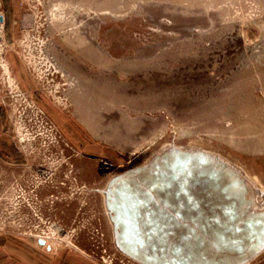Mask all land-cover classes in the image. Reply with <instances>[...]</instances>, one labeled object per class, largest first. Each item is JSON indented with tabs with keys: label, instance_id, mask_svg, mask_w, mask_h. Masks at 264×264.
<instances>
[{
	"label": "rangeland",
	"instance_id": "obj_1",
	"mask_svg": "<svg viewBox=\"0 0 264 264\" xmlns=\"http://www.w3.org/2000/svg\"><path fill=\"white\" fill-rule=\"evenodd\" d=\"M0 16L3 262L143 264L116 243L109 182L172 147L243 169L264 207V0H2Z\"/></svg>",
	"mask_w": 264,
	"mask_h": 264
},
{
	"label": "water",
	"instance_id": "obj_2",
	"mask_svg": "<svg viewBox=\"0 0 264 264\" xmlns=\"http://www.w3.org/2000/svg\"><path fill=\"white\" fill-rule=\"evenodd\" d=\"M106 202L117 245L143 264H245L264 248L253 187L206 150L172 147L125 170Z\"/></svg>",
	"mask_w": 264,
	"mask_h": 264
},
{
	"label": "bare ground",
	"instance_id": "obj_3",
	"mask_svg": "<svg viewBox=\"0 0 264 264\" xmlns=\"http://www.w3.org/2000/svg\"><path fill=\"white\" fill-rule=\"evenodd\" d=\"M162 151V150H161ZM212 153V152H211ZM214 154V153H213ZM219 156V154H218ZM222 158V157H221ZM224 160H226L227 162H229L230 164H232L233 166H235L233 163H231L230 161H228L227 159H225L223 157ZM233 161V160H232ZM236 167V166H235ZM240 173L246 178V180L251 184V186L253 187L254 191H255V198H256V202L258 204V207L254 210H264V207H260V204H259V201L257 200L258 198V193H259V188L258 186L256 185L254 179L248 174L246 173L243 169H239L238 167H236ZM263 197V196H262ZM260 198V197H259ZM261 199V198H260Z\"/></svg>",
	"mask_w": 264,
	"mask_h": 264
},
{
	"label": "crops",
	"instance_id": "obj_4",
	"mask_svg": "<svg viewBox=\"0 0 264 264\" xmlns=\"http://www.w3.org/2000/svg\"><path fill=\"white\" fill-rule=\"evenodd\" d=\"M5 18H7L6 17V15H5V17H3V20L5 19ZM12 249V248H11ZM2 252H3V250H2V247H1V244H0V264H12V261H10V262H8V261H6V262H3V256H2Z\"/></svg>",
	"mask_w": 264,
	"mask_h": 264
},
{
	"label": "built area",
	"instance_id": "obj_5",
	"mask_svg": "<svg viewBox=\"0 0 264 264\" xmlns=\"http://www.w3.org/2000/svg\"><path fill=\"white\" fill-rule=\"evenodd\" d=\"M1 1H2V0H0V5H1Z\"/></svg>",
	"mask_w": 264,
	"mask_h": 264
}]
</instances>
